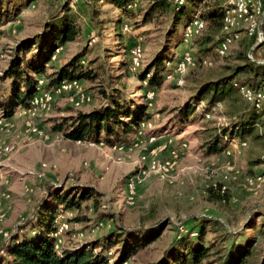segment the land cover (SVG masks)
<instances>
[{"label": "rangeland", "instance_id": "obj_1", "mask_svg": "<svg viewBox=\"0 0 264 264\" xmlns=\"http://www.w3.org/2000/svg\"><path fill=\"white\" fill-rule=\"evenodd\" d=\"M67 1L0 0V115H11L0 119V247L9 231L29 216L46 186H63L64 194L83 186L98 191V204L92 199L59 216V224H63L56 236L58 251L98 242L118 225L134 232L163 226L161 236L139 247L127 263L152 264L162 258L176 232L195 228L198 219L209 217L219 225L206 232L204 244L215 243L227 253L233 244L254 241L252 261L258 264L264 255V216L254 219L252 210L264 212V182L250 184L247 180L264 175V124L259 123L249 136L233 140L224 152L207 156V141L226 124L233 106L227 102L217 106L210 118L195 114L198 117L191 126H182L179 114L203 82L220 78L238 64L235 55L242 48V39L252 42V51L260 35L238 32L237 42L226 55H217V46L206 54L192 41L206 25L196 30L192 23L184 27L213 6L223 8L225 0H186L183 7L176 3L185 0H167L176 13L165 9L148 20L147 10L159 0H133L129 13L106 1L89 4L87 0H71L68 13L76 16L81 34L75 42L56 49L46 73L52 74L81 55L83 71L89 76L64 83L53 93L43 89L45 80L40 78V95L32 100L31 109L10 110L14 81L5 77L9 64L17 56L30 61L39 53V45L20 54L18 47L27 40L41 44L50 16ZM180 16L181 24L176 25ZM203 34L215 42L224 37L222 19L208 22ZM128 46H136L131 65ZM164 50L176 59L166 64V80L148 91L140 75ZM257 50L249 57L263 60L264 53ZM188 52L194 55V64L183 73L179 66ZM135 53L141 55L137 64L133 62ZM107 96L134 109L145 106L151 116L139 134L129 137L131 145L109 147L88 140L72 141L51 132L54 121L107 106ZM152 130L161 132L160 137L150 136ZM223 186L225 193L219 190ZM211 189L221 196L227 194V198L216 201ZM251 215L257 230L233 236L229 230L241 229ZM24 231L27 233L26 228ZM120 249L121 244L111 250ZM216 259L212 250L204 262L215 264Z\"/></svg>", "mask_w": 264, "mask_h": 264}, {"label": "trees", "instance_id": "obj_2", "mask_svg": "<svg viewBox=\"0 0 264 264\" xmlns=\"http://www.w3.org/2000/svg\"><path fill=\"white\" fill-rule=\"evenodd\" d=\"M70 1L60 3L61 6L50 16L51 18L45 27L46 37L41 44L36 40H27L19 45V54L20 52H28L37 45H39L40 50L38 54L33 55V59L30 61L17 56L9 64L5 77L14 81L10 110L17 107L31 109V102L40 95H37L40 78L45 80L43 89L53 93L56 88L63 86L64 83L79 81L89 76L87 75L88 72L84 73L83 71L81 55L75 56L52 74L46 73L52 56L56 54V49L60 51L66 44L75 42L81 34L76 16L68 13L72 9ZM101 1H106L125 13L130 12L129 9L131 8L129 7L134 3L133 0H87L89 4ZM194 1L200 3L204 0ZM185 3L186 0L183 4H176L183 7ZM171 7V3L167 0H159L147 10L146 19L148 20L155 12L165 9L176 13ZM228 8L229 6L226 4L223 8L213 6L204 14L199 15L198 18L203 23L200 28L202 29L204 25L206 28L200 35H194L192 41H195L199 46L200 52L207 54L226 39V36L223 37L222 35L215 42L212 36H206L203 33L208 27V22H216L221 19L223 31V18ZM183 16L176 17V25L181 24ZM195 16L186 23L184 29L195 21ZM119 37L121 38L122 35L119 34ZM182 37L184 38V36ZM241 43L242 48L235 55L238 64L228 68L227 72L220 78L203 82L196 90L190 104L184 106L179 114L182 115V126H191L198 117L195 114L205 118L221 104L227 102L233 106L232 113L230 116L227 115L226 124L217 128L213 136L207 141L205 146L207 156L224 152L233 140L249 136L259 123L264 124V111H257L253 103L245 100L238 92V88L244 86L255 91L264 90V64L259 63V59L253 61L249 57L252 42L248 38L242 39ZM263 44L264 42L261 46ZM135 47L128 46L126 48L128 49L130 65L132 50ZM217 55L219 54L217 53ZM175 59V55L169 58L166 50L154 57L140 75V81L147 83L146 90L155 89L162 84L163 80H166L168 73L166 64ZM107 99L110 102L105 107L89 113H78L76 116L62 119L60 122L54 121L51 132L61 134L72 141L88 140L93 143H103L109 147L131 145L132 142L129 141V137L132 134L134 136L139 134L141 125L150 121L151 116L148 114L147 108L137 106L134 109L109 96ZM202 105H204L202 110L198 112ZM9 113L0 115V117H4L0 119L10 118ZM166 131L164 130V132ZM159 133L161 132L152 130L150 136L160 137ZM62 187L58 185L46 186L44 194L30 211L29 218L24 219L23 223L18 225L16 229L9 231V235L0 247V253L3 254V256L0 254V264H127L137 253L139 247L153 243L163 233V226L149 229L140 228L141 231L134 232V230H127L118 225L98 242L58 251L56 249V236L61 234L60 227L63 224H59V216L70 211V209L80 208L83 202L92 199H94L95 204H98L99 197L98 191L92 187L76 186L72 192L66 194H64ZM210 192L216 201L227 198V194L221 196L217 190L211 189ZM253 212L256 213L254 219L257 216L258 218L264 216V212L258 211L256 208L252 210ZM252 215L248 222L242 226L243 229L229 230L233 236H238L241 231L257 230L255 220L251 219ZM195 224V228H189L185 231L180 232L178 229L174 241L164 252L162 258L152 264H206L204 261L209 257L212 250L217 257L215 264H255L252 261L254 241L239 246L233 244L225 253L215 243L207 245L203 242L206 232L214 231L218 227L219 223L215 219L200 218ZM25 228L27 233L24 231ZM212 228L213 230H208ZM120 244L121 249L119 251L113 252L111 250ZM97 249L99 252L96 251ZM258 264H264V255Z\"/></svg>", "mask_w": 264, "mask_h": 264}, {"label": "bare ground", "instance_id": "obj_3", "mask_svg": "<svg viewBox=\"0 0 264 264\" xmlns=\"http://www.w3.org/2000/svg\"><path fill=\"white\" fill-rule=\"evenodd\" d=\"M244 0H228L227 5L229 8L225 11L223 18V34L226 36L224 42L220 43L216 49V52L220 56H224L228 49L237 42L239 37L238 32L245 31L249 34H258L260 35V42L252 49L249 56H251L256 48L260 46L263 42V27H264V6L260 0H250L251 12L249 9H244L242 2ZM183 3V1H182ZM246 16L245 21L243 22L242 18ZM244 23H249L246 26H243ZM194 27V30L203 26V23L198 17L195 18V21L191 24ZM261 30V31H260ZM192 34V32H190ZM133 58L134 64L138 63L140 54L135 53ZM253 60V59H252ZM255 61V60H253ZM205 62V61H204ZM206 63V62H205ZM264 64V62H259ZM171 65V63H167ZM194 64V57L191 53H186L180 63L179 70L183 73L188 69V67ZM238 91L243 96L245 100L251 101L257 111H264V90L255 91L252 88L247 86L238 88ZM207 118H210V115H206ZM7 151H9L7 149ZM250 184L252 183H262L264 182V175L250 177L247 180ZM221 193H225V187H219Z\"/></svg>", "mask_w": 264, "mask_h": 264}, {"label": "built area", "instance_id": "obj_4", "mask_svg": "<svg viewBox=\"0 0 264 264\" xmlns=\"http://www.w3.org/2000/svg\"><path fill=\"white\" fill-rule=\"evenodd\" d=\"M242 5H243V8L244 9H249L250 10V12H251V5H250V0H244L243 2H242ZM261 31V30H260ZM125 32H129V31H125ZM135 47V46H134ZM256 60V59H255ZM259 62H260V60H259ZM3 124V123H2ZM157 164H167V163H160V162H156Z\"/></svg>", "mask_w": 264, "mask_h": 264}, {"label": "crops", "instance_id": "obj_5", "mask_svg": "<svg viewBox=\"0 0 264 264\" xmlns=\"http://www.w3.org/2000/svg\"><path fill=\"white\" fill-rule=\"evenodd\" d=\"M226 3H227V0H226ZM226 3H225V4H226ZM263 3H264V0H263ZM258 35H259V32H258ZM262 37H263V35H262ZM263 41H264V40H263ZM263 45H264V44H263ZM263 45H262L260 48H258V50H257L258 53H260V52L264 53V46H263ZM259 60H260V62H264V59L262 60V58L259 59ZM242 140H243V139H242ZM2 177H3V175H2ZM3 178H4V177H3ZM16 190L18 191V189H16ZM5 209H6V208H5ZM12 220H13V218L10 219V223H11ZM11 226H12L11 228H13L14 225H11Z\"/></svg>", "mask_w": 264, "mask_h": 264}]
</instances>
